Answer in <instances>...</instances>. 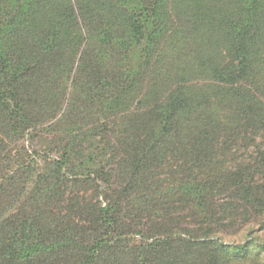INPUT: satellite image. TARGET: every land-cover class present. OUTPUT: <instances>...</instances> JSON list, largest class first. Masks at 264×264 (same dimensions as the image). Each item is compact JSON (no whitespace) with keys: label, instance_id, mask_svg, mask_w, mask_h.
Masks as SVG:
<instances>
[{"label":"trees","instance_id":"1","mask_svg":"<svg viewBox=\"0 0 264 264\" xmlns=\"http://www.w3.org/2000/svg\"><path fill=\"white\" fill-rule=\"evenodd\" d=\"M248 212L264 0H0V264H217Z\"/></svg>","mask_w":264,"mask_h":264},{"label":"rangeland","instance_id":"2","mask_svg":"<svg viewBox=\"0 0 264 264\" xmlns=\"http://www.w3.org/2000/svg\"><path fill=\"white\" fill-rule=\"evenodd\" d=\"M216 48L218 49V46L215 47V49ZM216 53L219 54V52ZM218 54L215 59L217 61L219 59ZM188 63H191V66L193 67L194 60H191L189 57ZM188 63L187 68H190ZM172 67L173 64H171V68ZM195 73V76L200 77L198 79V84H204L203 80L205 74L203 72ZM38 135L42 138H33L32 144L31 141L28 143L25 142L29 145L30 150L37 152L38 155L33 153L36 158H39V156L44 153V150L48 149V144L44 141V138H50L49 135H45L44 132H38ZM251 150L252 148L249 147L247 152ZM50 155H53L52 151ZM247 214L248 215L245 216H238L239 219H244L243 222L237 223L236 221L231 229L227 231L223 230L218 233L225 243L243 244L246 247V251L239 256L224 253L225 255L218 256L217 264H264V213L248 212Z\"/></svg>","mask_w":264,"mask_h":264}]
</instances>
